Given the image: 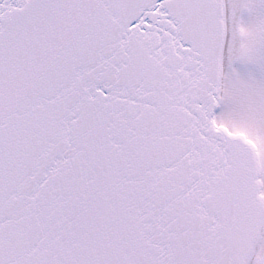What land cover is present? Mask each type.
Here are the masks:
<instances>
[{
	"label": "snow or ice",
	"instance_id": "snow-or-ice-1",
	"mask_svg": "<svg viewBox=\"0 0 264 264\" xmlns=\"http://www.w3.org/2000/svg\"><path fill=\"white\" fill-rule=\"evenodd\" d=\"M0 264H264V0H0Z\"/></svg>",
	"mask_w": 264,
	"mask_h": 264
}]
</instances>
